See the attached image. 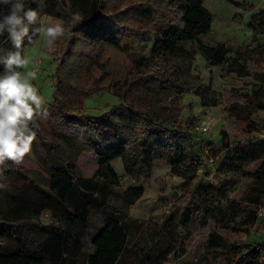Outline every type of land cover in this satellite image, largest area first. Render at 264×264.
Listing matches in <instances>:
<instances>
[{
  "label": "trees",
  "instance_id": "trees-1",
  "mask_svg": "<svg viewBox=\"0 0 264 264\" xmlns=\"http://www.w3.org/2000/svg\"><path fill=\"white\" fill-rule=\"evenodd\" d=\"M224 1L239 4V0ZM40 3L48 5V13L63 24L66 32L54 43L58 52L53 105L46 117L38 116L30 125L36 134L33 153L39 168L10 161L0 165V264H78L81 258L86 264H121L128 246L123 225L126 215L121 212H114L113 218L92 236V252L86 256L82 253L90 212L105 209L111 186L119 183L112 161L121 159L131 176L148 174L154 161L168 162L172 175L191 186L189 206L200 216L214 212L226 194L222 185L192 183L196 167L202 164L193 137L177 123L179 108L167 110L153 97L161 91H179L173 81L175 71L168 70L170 59L188 54L181 44L194 42L210 64L227 66L238 74L246 68L228 57L223 45L206 47L199 41L211 26V15L203 7V0H167V8L157 0H72L73 11H68L60 0H25L26 7ZM170 9L182 12V28L172 26L167 13ZM7 12L8 6L0 4V18ZM249 26L264 36V10ZM142 32L154 34L147 56L124 40L126 35ZM30 45L29 36L25 37L21 51ZM107 47L125 55L130 73L113 89L119 104L93 115L83 111V101L99 89L100 78L94 69ZM0 49L14 50L6 33L0 36ZM251 62L256 79L264 82V58ZM211 104H217L215 99ZM260 110H264V88L254 89L251 99L231 104L225 111L237 118L243 135H261L264 126L251 120V115ZM252 146L253 150L247 151L250 158L262 159L264 143ZM85 152H91L97 160L91 179H83L76 166L78 156ZM143 192L142 186L129 187L122 201L131 206ZM262 198L264 161L255 171L245 200L232 202L224 210L225 226L237 217L232 230L238 234L248 232L257 221ZM43 211L51 212L49 226L35 223ZM35 228L48 235L37 239ZM208 244L221 264H264L259 259L264 245L257 241L240 246L212 234Z\"/></svg>",
  "mask_w": 264,
  "mask_h": 264
},
{
  "label": "rangeland",
  "instance_id": "rangeland-1",
  "mask_svg": "<svg viewBox=\"0 0 264 264\" xmlns=\"http://www.w3.org/2000/svg\"><path fill=\"white\" fill-rule=\"evenodd\" d=\"M68 11H73L72 0H60ZM167 8V0H157ZM203 7L211 15L210 31L199 38L203 46L223 45L228 57L239 65H245L242 74L233 73L227 66L210 64L198 51L194 42L181 46L188 54L176 55L170 59L168 70L175 71L173 81L179 91H161L154 99L167 110L179 108L177 123L187 129L192 137L202 164L196 167L192 183L198 185H222L226 194L216 204V210L208 216H200L189 206V184L172 175L171 166L166 161H154L148 174L131 176L124 170L122 160L115 159L111 166L119 177V183L111 186L112 194L107 197V207L92 210L88 218V228L83 238V256L92 252L91 238L111 218L114 212L126 215L123 225L128 237V246L121 264H221L220 257L209 248L212 234L225 238L229 244L244 246L257 241L264 245V198L260 200L257 221L246 233L232 230L233 222L225 226L224 210L232 202H242L250 192L254 174L264 161H253L247 151L252 145L264 143V134H244L237 118L226 112V107L244 104L253 97V90L264 88V82L255 77L256 68L252 59L264 58V36L249 26L254 17L264 10V0H239L233 6L224 0H203ZM40 16V23L55 24L46 3L30 7ZM169 19L175 28H182V12L168 10ZM33 25L32 29L40 26ZM30 29L31 45L23 50L29 61L21 71H36L32 81L44 98V109L52 107V92L56 72L58 47H48L46 38ZM124 40L133 50H141L146 56L154 41V34L126 35ZM100 78L98 91L83 101V111L98 115L119 104L113 94L116 85L122 83L130 73V64L125 55L114 48L104 49L100 64L94 69ZM215 99L216 105H212ZM206 101L207 104H204ZM253 100V104H254ZM252 109V108H250ZM251 120L264 126V110L256 111ZM166 121H168L166 119ZM31 127V126H30ZM34 129V127H32ZM30 153L22 164L38 169V162ZM246 146V150L240 147ZM16 165V164H15ZM76 166L83 179H91L97 170V160L91 152L78 156ZM143 187V194L131 206L122 201L123 192L129 187ZM2 198H0V205ZM51 212L43 211L36 219L37 226H49ZM258 226L261 228L259 229ZM34 232V231H33ZM36 238L43 239L48 233L35 228ZM259 259L264 262V251ZM78 264H86L81 258Z\"/></svg>",
  "mask_w": 264,
  "mask_h": 264
},
{
  "label": "clouds",
  "instance_id": "clouds-1",
  "mask_svg": "<svg viewBox=\"0 0 264 264\" xmlns=\"http://www.w3.org/2000/svg\"><path fill=\"white\" fill-rule=\"evenodd\" d=\"M0 4L8 6L7 14L0 18V36L6 33L14 49H0V66L3 67L0 74V165L9 161L19 165L30 153L35 140L36 134L30 125L38 116H47L44 98L32 83L37 77L36 71H21L29 63L21 51L24 39L32 26L40 23V16L35 9L26 7L25 0H0ZM32 30L46 38L49 48L66 32L60 22L40 23Z\"/></svg>",
  "mask_w": 264,
  "mask_h": 264
}]
</instances>
